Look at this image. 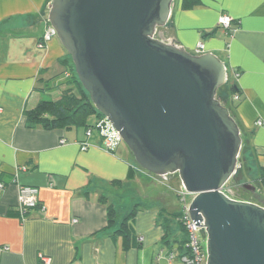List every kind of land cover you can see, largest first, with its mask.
<instances>
[{"label":"crops","instance_id":"crops-1","mask_svg":"<svg viewBox=\"0 0 264 264\" xmlns=\"http://www.w3.org/2000/svg\"><path fill=\"white\" fill-rule=\"evenodd\" d=\"M48 2L0 0V264H169L156 208L141 209L134 218L139 245L132 241L125 249L122 237L106 229L104 189L137 194L138 174L127 180L131 155L121 146L107 152L98 136L87 139L81 128L26 126L25 111L64 89L51 79L64 71L66 51L57 37L42 43ZM223 15L233 21L231 32L218 25ZM163 30L188 52L202 42L206 53L223 58L238 89L234 118L248 147L240 180L257 189L250 202L264 203V187L255 182L264 168V126L257 124L264 125V0H201L189 10L178 0ZM82 142L89 145L85 151ZM20 186L36 188L43 208L15 215Z\"/></svg>","mask_w":264,"mask_h":264},{"label":"water","instance_id":"water-1","mask_svg":"<svg viewBox=\"0 0 264 264\" xmlns=\"http://www.w3.org/2000/svg\"><path fill=\"white\" fill-rule=\"evenodd\" d=\"M173 7V0H51L47 20L134 162L155 176L178 174L193 196L188 213L205 227L206 264H264V203L221 192L242 147L216 96L226 66L166 36Z\"/></svg>","mask_w":264,"mask_h":264},{"label":"trees","instance_id":"trees-1","mask_svg":"<svg viewBox=\"0 0 264 264\" xmlns=\"http://www.w3.org/2000/svg\"><path fill=\"white\" fill-rule=\"evenodd\" d=\"M50 3L51 0H49L48 7L43 13V16L45 18H47L48 16V8ZM200 4L201 0H180V8L182 10H189ZM231 26L226 31L231 32ZM60 64L64 68V71L54 76L51 80H59L61 86H63L64 89L63 91H61V94L57 98H53L51 100L42 99L33 109L25 111V121L28 128L41 127L45 130L81 128L85 131L87 128L92 127L97 120L103 118V116L96 111L90 101L89 95L83 89L81 83L78 81L72 60L67 53L64 58L60 59ZM237 74L239 73L237 72ZM48 89L50 90L48 93L51 94L53 90L51 89V87H49ZM220 91L221 93L218 94ZM236 94H239L238 89L235 84H232L229 81V79H227L225 84L217 90L216 94L217 98L229 110L230 115L233 118V109L237 103L233 100V96ZM91 118H93V122H90ZM240 134L242 138V147L238 157V165L243 160L246 150H248V147L244 142L246 141L244 138L245 134L241 131ZM118 149L119 148H117V150L112 153H116ZM134 165H129L128 167V181L134 180L135 176L137 175L136 165ZM239 173L240 168L237 169L236 173L227 184V193L234 199L251 201L249 200V197H251L252 193L243 188V181L240 179L238 180ZM255 182L257 183L259 188L264 187V168H261ZM238 190H240L242 194L240 192L235 193V191ZM245 194H249V197H245ZM101 199L102 202L108 204L106 207V229L110 230L111 236L122 237L123 246L125 249L128 248L127 246L129 245V243H132V241L138 243V245L140 244V242H136L137 238L133 233L134 218L137 212L141 209L156 208V225L160 226L163 230L161 241L164 247L169 248L170 253L175 252L173 247L177 248V251H179V254L177 253L178 256L176 255L177 257L185 256L188 254V250L186 247L188 236L183 224L184 212L182 208L178 210L172 208L171 210L169 209V207L163 206L158 202H138L135 203L127 213L121 215L112 202L108 203L106 196H101ZM29 212L30 210L25 213V216H27ZM15 213V215L21 217L18 210H16ZM202 247L204 248V244L202 245Z\"/></svg>","mask_w":264,"mask_h":264},{"label":"built area","instance_id":"built-area-1","mask_svg":"<svg viewBox=\"0 0 264 264\" xmlns=\"http://www.w3.org/2000/svg\"><path fill=\"white\" fill-rule=\"evenodd\" d=\"M232 19L226 15L221 16L218 19V25L221 26L224 30H228L231 26ZM57 37L56 31L54 28L49 24L48 20L46 19V26L44 33L42 35V43H47L51 39ZM202 53H205L204 44L202 42H199L196 45L195 51L193 55H200ZM238 74L235 73V77H237ZM228 79V77H227ZM233 100L235 102L240 100V97L238 94L233 96ZM259 126H264L261 122L257 123ZM95 131L98 133V137L101 141L102 147L107 152H114L119 148V146L123 143L121 137L119 134L114 130L112 125L108 122V120L103 117L100 120H97L92 127H89L85 130V137L88 139L93 134H95ZM61 144L64 143V141H60ZM81 150L85 151L89 145L86 142L80 143ZM152 177L155 175H151ZM227 184L222 188L221 192H223L225 195L230 197L227 193L226 189ZM4 185L0 183V188H3ZM176 195L179 198V201L182 205V210L184 212L183 216V224L186 229V233L188 236V242L186 244L188 254L185 256L177 257L174 253H169V264H171V261L178 259L180 264H206V251H205V227L203 224H199V226H196L194 222L191 220L189 213H188V207L190 204V200H187V196H191L188 194L184 187L181 184L180 189L176 192ZM232 198V197H230ZM234 199V198H232ZM17 210L20 213L21 217L25 216V213L28 210L40 208L43 207L40 206L39 200H38V190L36 188L32 187H23L20 186L18 188V199H17ZM238 200V199H236ZM139 242L142 241V238L138 239ZM204 244V248L202 245ZM43 260L45 258L40 257Z\"/></svg>","mask_w":264,"mask_h":264},{"label":"rangeland","instance_id":"rangeland-1","mask_svg":"<svg viewBox=\"0 0 264 264\" xmlns=\"http://www.w3.org/2000/svg\"><path fill=\"white\" fill-rule=\"evenodd\" d=\"M177 2L178 0H173V5L177 6ZM190 52L193 53L192 50H190ZM220 58L223 59L222 57ZM220 93L221 91L218 94ZM53 98L54 97L51 95H48V94L44 95V100H51ZM90 122H93V118L90 119ZM95 135L98 136L97 131H95ZM120 146L127 152V154L131 155L127 146L124 143H122ZM131 158L133 160V165L134 164L136 165V170H137V174L139 177L137 180V184L135 186V189H136L135 191L137 194L127 189L125 190L118 189V188L104 189L105 196L109 197L110 202H112L115 205L116 209L120 211V214L123 215L127 213L135 203L148 202V201L161 203L163 206L169 207V209L171 210L172 208L177 209V210L180 209L182 205H181V202L179 201L178 196L175 193L181 187V181L178 177V174H171L165 177H160V176L152 177L151 174L142 170L134 162V159L132 156ZM239 179H240V176L238 177V180ZM236 192L239 193L240 190L235 191V193ZM248 195L249 194H245V197ZM186 198L188 201L189 200L191 201L193 196L192 195L187 196ZM249 200H251V197H249Z\"/></svg>","mask_w":264,"mask_h":264}]
</instances>
